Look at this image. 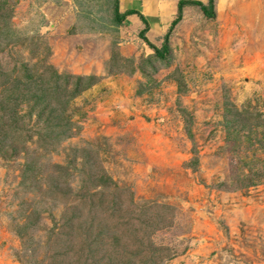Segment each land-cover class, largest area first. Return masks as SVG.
<instances>
[{
    "label": "rangeland",
    "instance_id": "obj_1",
    "mask_svg": "<svg viewBox=\"0 0 264 264\" xmlns=\"http://www.w3.org/2000/svg\"><path fill=\"white\" fill-rule=\"evenodd\" d=\"M181 1L0 0V264H264V0Z\"/></svg>",
    "mask_w": 264,
    "mask_h": 264
},
{
    "label": "trees",
    "instance_id": "obj_2",
    "mask_svg": "<svg viewBox=\"0 0 264 264\" xmlns=\"http://www.w3.org/2000/svg\"><path fill=\"white\" fill-rule=\"evenodd\" d=\"M116 2H117L116 3V14H117V19H118L119 23L124 22L126 20V18H128L129 16L139 15V13L137 11H129L125 14H121L120 13V7H119V0H116ZM186 6H198L201 9V11L208 18H213L215 16V13H214L215 0H209L208 5L204 4L202 2H199V1L183 0L178 5V16H177V19L174 21L172 28L177 26V24H179L182 21L184 8ZM142 19L147 23V21L143 17H142ZM155 51H156V54L159 56V58H161V60L164 61L166 58V54L169 52V47L167 45H164L162 50L155 49ZM58 77L61 78V76H59V75H58ZM66 79L68 81L76 80L77 85H76V89L74 90L75 96L80 95L83 91L86 90V88L82 86L83 81L85 82L88 80V82H89L88 86H93L96 82L95 77L83 78V77L67 76ZM58 87L59 86L57 83L56 84V91H57ZM1 132H4L3 135H4V138L6 139L8 137V127H7L6 123L1 127ZM94 196H96V195H93L91 197L93 198ZM90 206L93 208L97 207V205L94 203H90ZM102 209H103V207H102ZM79 228H80V234L82 233L85 235L86 232H89V234H90V232L96 227L94 225H92L91 228L86 227L84 229L83 225H80ZM82 229H83L84 233L82 232ZM76 234L78 235L76 237L81 239L82 236L79 235L78 233H76ZM95 238H96V236H95ZM80 239L77 242V241H74V238H72L71 239L72 242H70L71 248H72L70 253H72L74 258L77 260L76 262H74L72 264H123L120 259L116 260L113 257H108V258L105 257V258L109 259L110 262H108V260H106V259L100 258L99 257L100 252L98 250L94 249V248H96V245L98 242L97 240H94L93 242H86L85 239H83L82 241H80ZM86 249L88 250V252H86ZM126 258H128V259L127 260L125 259L124 264H151V263L156 264L155 260L153 258L151 259L150 257L145 256L142 253H138L137 255L131 254L130 257L127 255Z\"/></svg>",
    "mask_w": 264,
    "mask_h": 264
}]
</instances>
